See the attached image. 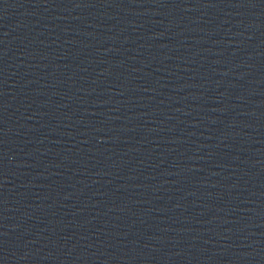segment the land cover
<instances>
[{
    "label": "water",
    "instance_id": "obj_1",
    "mask_svg": "<svg viewBox=\"0 0 264 264\" xmlns=\"http://www.w3.org/2000/svg\"><path fill=\"white\" fill-rule=\"evenodd\" d=\"M0 264H264V0H0Z\"/></svg>",
    "mask_w": 264,
    "mask_h": 264
}]
</instances>
